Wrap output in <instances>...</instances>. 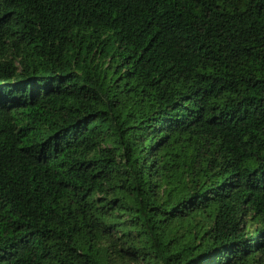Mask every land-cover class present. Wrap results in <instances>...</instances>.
Returning <instances> with one entry per match:
<instances>
[{
	"label": "trees",
	"instance_id": "16d2710c",
	"mask_svg": "<svg viewBox=\"0 0 264 264\" xmlns=\"http://www.w3.org/2000/svg\"><path fill=\"white\" fill-rule=\"evenodd\" d=\"M0 264H264V0H0Z\"/></svg>",
	"mask_w": 264,
	"mask_h": 264
},
{
	"label": "water",
	"instance_id": "95a60500",
	"mask_svg": "<svg viewBox=\"0 0 264 264\" xmlns=\"http://www.w3.org/2000/svg\"><path fill=\"white\" fill-rule=\"evenodd\" d=\"M93 119H95V117H94V118H92L91 120H93Z\"/></svg>",
	"mask_w": 264,
	"mask_h": 264
}]
</instances>
